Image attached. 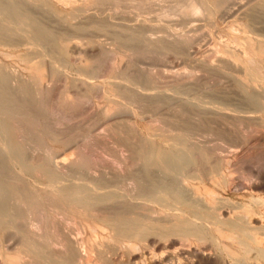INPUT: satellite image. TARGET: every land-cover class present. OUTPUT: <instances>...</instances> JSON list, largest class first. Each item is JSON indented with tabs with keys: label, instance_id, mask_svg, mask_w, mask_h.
<instances>
[{
	"label": "rangeland",
	"instance_id": "obj_1",
	"mask_svg": "<svg viewBox=\"0 0 264 264\" xmlns=\"http://www.w3.org/2000/svg\"><path fill=\"white\" fill-rule=\"evenodd\" d=\"M193 2L197 3L195 12L190 9ZM0 30V66L3 67L0 69L9 74L12 82H8V87L18 90L23 85L31 86L32 92H36L34 95L39 94L38 92L43 94L42 104L39 103L40 109L38 110V114L41 115L36 114L32 109L23 108L22 117L18 119L19 122L12 119L8 121L9 125L12 124L14 128H18L14 136L18 134V139L23 140L22 143L26 141L23 144L28 148V153L46 154L51 151L60 153L62 159L72 164L71 167L65 169V174L67 173L68 176L78 175V178L70 176L73 180L81 181L79 179L84 178L85 182H91L90 178H92L93 183L97 184V188L114 187L110 189H115L116 187L119 191L128 193L129 196L133 194L130 197L139 202H136L138 207L135 205V209L128 211L131 214L127 211L124 214L132 215L128 217L133 219L135 215L139 216L134 219V225L136 224L134 228L137 229L133 228L132 234L126 231L127 233L125 232L122 238L129 234H138L139 240L135 238L136 236H131L138 240V245L132 248L146 253L140 258L138 264H153V261L159 262L160 260L162 263L159 264L177 263L178 258L176 257L172 258L173 261L171 259L172 262L170 260L162 261L163 256L161 255H165L179 246H169L170 239L168 240V238L172 236L167 233L178 230V225L175 223L179 217L184 218L191 212H189L190 214L187 212L180 214L167 210V205L155 199L158 197L156 194L152 195L154 198L151 196L152 199H149L151 201H141L143 199L140 196L144 198L148 196L138 195L134 189V179L143 174L145 166L141 161L132 157L130 149L127 148L129 143L125 142L126 133L123 131L120 134L119 120H129L130 126H134H132L134 130H130L134 133L132 134L134 135L133 141L131 140L135 143L134 146L144 144V140H147L149 144L153 145L171 143V145H175L174 147H178L183 140L181 137H184V141L195 143L202 146L203 149L207 148L206 150H211V152L224 157L229 166L226 171L232 170V168L235 170L236 185L232 184L230 187L225 182H221L219 184L221 187L218 185L216 189L219 197L226 200L225 205L228 204L227 206L230 208L242 202L250 203L251 194L246 192L245 186L252 185L254 182H264V0H68L64 2L61 0H0ZM232 53L239 54L240 60L233 58ZM245 63H249L248 66L251 65L252 68L251 66L247 67ZM210 64L211 66H209ZM85 78H87L86 83L82 82ZM80 86L81 88H79ZM44 87L57 91L52 99L55 109L48 110L46 113L45 107L49 98ZM99 87L101 92L97 90ZM125 87L135 90V93L138 91L143 100L132 101L133 93L126 96L121 91ZM70 91L72 93L80 92L79 94L86 98L84 106L70 108L71 110L61 107L63 95ZM83 93L87 95L85 96ZM146 94L147 96H145ZM21 96L20 98H23V95ZM112 99H116L119 105L114 100L111 102ZM43 102L45 103L43 104ZM123 103H127L130 107L129 110L135 114L129 115V113L121 111L120 107L124 105ZM104 105L109 107L110 120L103 118L106 115L101 114L102 108H105ZM24 111L26 114L30 112L26 116ZM31 113L36 114V117H32L34 114ZM23 114L25 115L23 116ZM30 117L32 118L30 119ZM101 120L102 122H100ZM117 120L118 122H116ZM130 131L129 138L132 137ZM137 131L138 133H136ZM180 133L182 136L178 135ZM185 134L187 138L189 137L188 140ZM169 136L172 139H169ZM121 137H124V140ZM140 137L144 140H140ZM177 139H180V142ZM137 141L142 142L138 143ZM154 171L155 178L159 179L163 176L160 170ZM135 175L137 176L135 177ZM27 177L32 183H37L40 189L46 187L45 181L38 182L37 178L31 175ZM88 178L89 180H87ZM197 180L195 179V181ZM106 185L109 187L107 188ZM239 186L241 188H238ZM263 188L258 191L259 193L255 192L254 196L264 194ZM263 194L261 196H264ZM60 201L62 200L54 202V205L58 203V209L61 206L59 210L56 209L57 205L53 207V203L40 206L42 209L39 207L40 210L37 211L39 215L33 214L32 219H36V222L34 220L33 222L38 224L41 221L48 227L51 225L48 229L51 228L50 231L55 234L62 231L60 226L64 228L63 230L73 228L74 232L79 234L82 239L84 238L87 243L94 237L99 240L102 238L113 240L109 235V229L107 232V230L98 228L99 233H97L95 227L91 228L89 225L98 218L99 221H102L104 219L102 213L109 215L115 210L117 211L115 205L104 203V206L101 203L102 205L98 208L104 207L102 210L106 212L100 211L102 217L98 216L100 214L97 212L98 208H95L97 210L95 213L91 206H88L90 209L83 206L82 209L88 208L83 210L85 213L83 214L87 218L86 221L79 216H74L76 211L72 206H76L77 202L68 201L69 203H66L64 199L63 202ZM139 204L144 205L143 208L139 207ZM65 206L67 209L64 208ZM145 206H149L148 209ZM262 206H259L260 213L264 210ZM55 209L59 214H56ZM86 209L92 211L86 212ZM214 209H217V212ZM214 209L209 211L208 215L210 216H208L206 224L211 226L212 232L214 231L213 233L218 236L217 228L219 226L217 227L214 223L221 216L218 213L219 208ZM65 210H68L67 214H65ZM213 210L215 214L212 213ZM65 215L71 219L68 220ZM167 217L171 219L166 220ZM55 220L61 223L58 224ZM141 222L144 223V230H147L148 227L146 235L144 234L146 230L143 232V227H140L142 226ZM137 224H140L138 226L143 233H140ZM165 224L177 227L172 230L171 226L169 228L166 226L165 230L168 232L164 231L167 232L165 234L162 232ZM212 225L217 227L216 231ZM224 225L222 224V227ZM180 232L182 233V231ZM89 236L90 239H87ZM161 236L164 238L161 239ZM192 236L183 237V245L195 246L203 250L208 241L199 238L196 240L197 237ZM218 237L222 246L230 243L229 239H225L226 237L224 239L220 235ZM11 242L4 241V245ZM124 242L121 245L125 246L127 241ZM156 242L159 248L155 244ZM236 247L237 244H234V248ZM12 248L10 249L12 250ZM211 250L213 252L220 251L216 244L211 245ZM228 255L226 253L225 259L231 262L232 257ZM204 262L195 261V264H210Z\"/></svg>",
	"mask_w": 264,
	"mask_h": 264
},
{
	"label": "bare ground",
	"instance_id": "obj_2",
	"mask_svg": "<svg viewBox=\"0 0 264 264\" xmlns=\"http://www.w3.org/2000/svg\"><path fill=\"white\" fill-rule=\"evenodd\" d=\"M61 1L64 2V1H68V0H61ZM99 1H102V0H99ZM191 4L192 5H191L190 9L193 12H195L194 10L197 9V3L194 4V2H193ZM248 11H249V9H248ZM14 12H15V10H14ZM101 26H103V25H101ZM33 29H35V28H33ZM105 31H107V30H105ZM6 35H8V34L6 33ZM250 41L252 42V40H250ZM170 42H171V40H170ZM159 45H160V43H159ZM243 45H244V43H243ZM250 45H251V43H250ZM36 49H38V48H36ZM218 54H219V52H218ZM238 55H237V53H232L233 58H235L236 60L238 58ZM256 58H258V57H256ZM61 59H63V58H61ZM248 64H246L247 67H250L251 65L248 66ZM209 66H211V64ZM1 68H3V67H1ZM84 68H86V67H84ZM251 68H252V66H251ZM10 74L12 75V72ZM86 79L87 78H85V80H83L82 82L86 83L87 82ZM9 81H10L9 74L0 69V112H1L0 116H2L0 118V264H138L140 258L146 253L136 251L132 248V247L138 245V240H139L138 234H134V235H131V234H132V232H134L133 228L136 227V224L134 225V219H136L139 216L135 215V217L137 216L135 218L133 215L134 219L130 218L128 216H132V215H129L131 213H129L128 211L131 209H135L136 208L135 205L139 202L132 199L133 197H130L133 194H131L129 196L128 193L122 192L121 190L119 191V189H116V187H115V189H110V188H114V187L108 188L109 186L107 187V185H106V187L108 189L97 188L98 186H97V184L95 185L93 183L92 178H90L91 182H89V181L85 182L84 178L82 177L83 179H79V180H81V181L84 180V182H81L78 180L77 181L73 180L72 177H74L75 175H73V176L69 175L68 176V174L66 173L68 176V178H67L66 174H65V169L71 167L72 164L70 162H69L70 163L69 164V163H67V161L62 159V157H60L61 156L60 153H55L53 151L46 152V154L45 153L36 154V153H31V152L28 153V148L26 147V145L23 144L26 141H24L22 143L23 140L20 141L19 140L20 138L18 139V136H17L18 134L16 136H14L17 133L16 129H18V128H16V127L14 128V125H12V124H11L12 126L9 125L10 122L8 123V121L9 120L11 121V119L15 120V121L18 119H21L23 108H29V110L32 109L33 112L38 114V110L40 109L39 103H41V101L43 100L42 99L43 94L41 92H38L39 94L34 95L36 92L35 93H33L34 91L32 92V88L30 89L31 86L29 87V86L23 85L20 88H18L16 86V88H18V90L12 89V88L8 87ZM10 82H12V81H10ZM79 83H81V82H79ZM34 84H36V83H34ZM168 84H170V83H168ZM35 86H37V85H35ZM97 86H99V85H97ZM52 87L54 88L53 85H52ZM36 88H35V90H36ZM53 88H49V87L45 88L44 87V90L46 89L48 92V96L46 94L45 95L49 98L48 101L46 100L47 99L46 97H45L46 99L44 98L48 102L46 107H45V113L48 110L52 111V109L54 108L53 106H55V105H53L54 103H53L52 99L57 94L56 93L57 91H55ZM79 88H81V86ZM97 90L99 92L101 90L100 87ZM121 91L123 93H125L126 96L128 94L133 93L134 98L132 101H138V100L142 101L143 100V97L140 96L141 94L139 95L138 91H136V93H135V90L129 89L126 87L124 89H122ZM79 93L80 92H73L72 93L71 91L65 92V95H63V100L61 102V107H64L65 109H67V108L73 109V108H77V107L79 108L82 105L84 106L86 98L82 97ZM119 94L121 95V93H119ZM21 95H23V98H20V97H22ZM88 96H90V95H88ZM145 96H147V94ZM128 97H127V99H128ZM87 100H88V97H87ZM113 100L114 99H112L111 102ZM115 100H114V102H117V100L116 101ZM129 101L131 102V100H129ZM44 103L45 102H43V104ZM153 103H154V101H153ZM117 104L119 105L118 102H117ZM132 104H133V102H132ZM136 105H138V104H136ZM157 106H158V102H157ZM110 107H112V106H110ZM140 107H141V104H140ZM120 109L124 113H129V115H133L131 113H134L131 110H129L130 107L127 105V103L122 105L120 107ZM152 109H153V107H152ZM102 110H101L102 112L100 111L101 114L103 113V115L104 114L106 115L103 118H106V119L108 118L110 120L111 115H109V113H108L109 107L105 106V108L103 107ZM25 111H28V110L26 109ZM25 111H24V113H25ZM29 112H27V114ZM80 112H81V110H80ZM118 112H116V113H118ZM40 113H42V112H40ZM110 113H111V111H110ZM159 113H160V111H159ZM25 114H23V116ZM27 114H26V116H27ZM31 114L33 115L34 113H31ZM36 114H34L32 117H36L35 116ZM38 115H41V114H38ZM113 115H115V114H113ZM32 117H30V119ZM154 117H156V116H154ZM23 119H24V117H23ZM28 119H29V116H28ZM38 119H41V118H38ZM258 119H260V118H258ZM102 120L100 122H102ZM118 120L116 122H118ZM38 121L40 122V120H38ZM52 121H53V119H52ZM18 122H19V120H18ZM252 122L254 123V121H252ZM98 123H99V121H98ZM118 123H119L118 125L121 124L119 126L120 127L119 129L121 130L120 134L123 131L126 133L125 142L127 141L129 144H127V143H125V144L128 145L127 148L130 149V151L132 153V157H134L137 161H141V163H143V165L145 166L144 167L145 170L142 171L143 174L142 175L140 174L141 176L139 175L137 178L134 179V189L137 191L138 195L139 196L140 195L148 196L147 198L140 196V198L143 199L141 201H144V202L148 201L152 195L156 194V196L158 195V197H155V199H157L158 201H161L162 203L167 205V208H168L167 210H170L173 212L175 211V212L180 213V214L181 213L186 214L185 212L190 214L189 212H191L190 215H187L184 218H182L181 216L179 217L178 221L175 223L176 225H178V227L175 225H173L175 227H173L171 225H170L171 227L169 225L167 226V224L163 225L164 230L162 228V232L167 231V230H165L166 226L168 228L170 227L172 230H174L176 227L178 228V230H174L172 232L167 231L168 233L167 232H164V233L165 234L167 233V235L172 236L171 238H168V240L170 239L169 240L170 241L169 242L170 247H172V246L176 247V245H179L176 247L175 250H173L174 249L173 248L172 249L173 251H169V253H167V254L163 253L165 255H161V256H163L162 257L163 262L168 261V260L171 261V259L173 257H176V258H178L177 263H173L172 262L173 259L171 261L172 263L170 261L169 262L171 264H195V261H199V262L205 261V262H208L210 264H264V210L261 213L259 210L260 205H263L262 207H264V196H261L263 193L262 194L260 193L261 195H258L257 197L254 196L255 192L260 191L264 187V184H263L264 182H262V183L261 182H259V183L254 182V184L250 183L252 185L245 186L244 188H246L245 189L246 192L251 194V196H250L251 198L249 199L250 203L242 202V203H239V204L230 208L229 206H227L228 204L225 205L226 200H223L219 197L218 191L216 189L217 186L221 182L222 183L225 182V184H228L230 187H232V184L236 185L235 181H234V178H235L234 177L235 176L234 171L235 170L232 168V170L226 171V168H228L229 166L227 165V160L224 157L218 155V153L216 154V153L211 152V150L210 151L206 150L207 148L203 149L202 146H198L195 143H191L189 141L188 142L184 141L185 138L181 137L182 133L178 134V135H181L180 136L181 138H183V140L181 139L182 140L181 145L178 146L179 148L174 147L175 145H173V144L171 145V143L168 145L166 143L163 144V142H162L163 145L149 144L147 142V140L141 139L142 136L140 137V140H144V142H143L144 144L141 143V145H140L138 143L142 142V141H137L138 145L134 146L135 143L131 142V140L134 137V135H132V134H134V133H132L133 131H130V130H134L133 129L134 126L132 124L131 125L133 127L130 126L129 120H126V119L125 120L121 119V121L119 120ZM162 123H165V122L162 121ZM257 125H259V124H257ZM131 127H132V129H131ZM129 131L131 132V135H132V137L130 136L131 138H129ZM155 132H156V130H155ZM136 133H138V131ZM173 136H175V135H173ZM135 137H137V136H135ZM144 137H142V138H144ZM185 137L188 140L189 137L187 138L186 134H185ZM123 138L124 137H121V139H123ZM173 138H176V137H173ZM169 139H172V138L170 137ZM163 140H164V138H163ZM149 141H150V139H149ZM178 141L180 142V139ZM121 144H122V142H121ZM205 146H207V145H205ZM34 152H36V151H34ZM68 164H69V166H68ZM143 165L141 164L142 167H143ZM77 167H79V166H77ZM80 169H82V168H80ZM140 169H141V167H140ZM154 170H156V171L160 170L163 173V176L161 178L159 177V179L156 177L157 178L156 179L153 175V173L155 172ZM160 171H159V173H160ZM28 175L36 177L37 179L36 178L35 179L38 180V182H40L41 180L45 181L46 187L40 189L39 188L40 186H38L37 183H32L29 180V178L27 177ZM129 175H131V174H129ZM70 176H72V177H70ZM131 176L133 177V175H131ZM136 176L137 175H135V177ZM261 176H263V175H261ZM75 177L78 178V175ZM195 179L196 180L199 179V180L195 181ZM87 180H89V178ZM94 182L96 183V179L94 180ZM103 185H104V182H103ZM240 186H242V185H240ZM240 186L238 188H241ZM234 189H237V188H234ZM139 196H137V197H139ZM63 199L66 203L68 201H71L73 203L77 202L76 206H72V208H74V210L76 211L74 216H77V217L79 216L80 218L85 219V220L87 218L85 217V215H84L85 213L83 212V210H85V208H87L88 206H91L92 207L91 209L95 210V208H98V206H101L102 204L104 205V203H111L110 205H115L117 208V211L115 210V212L113 211L114 213H111L109 215H108V213L103 211L104 210L103 206H102L103 210L101 208H98L97 209L98 211L95 210V213H96V211L98 213L101 211V212L106 213L107 215H104L102 213V215H103V217H102L101 212H100V214L98 216L101 215V217L104 219L102 221H99V218H98V220L95 219V220H93V224L90 223V225H89L91 228L95 227V229H96L95 231L99 230L98 228H101L102 230H107V232L110 230L109 235H111V237L113 238L114 241L113 240L111 241L110 239L104 240L103 238H102V240H99V238L94 237L93 240L92 239L88 240L89 242L87 243L84 238L82 239V237H80L79 234L74 232L73 228L69 229V230H66L67 228H65V230H63L64 228L63 227L61 228V226H60L59 228H60V230L62 229V231L61 232L59 231V233L56 232L57 234H55V233H52V231H50L51 228L48 229L49 227H51V225L48 227L47 224L43 225V222H41V221L38 224H36L35 223L36 219L35 220L32 219V217H34L33 214L37 213L39 215V212H37V211L40 210V209H38L40 206L42 207L46 203H49V204L53 203L52 205H53V207H55L58 204L57 203L56 205H54L57 202V200H62L60 202H63ZM155 199H153V200H155ZM149 201H151V200H149ZM152 203H154V202H152ZM59 204H61V203H59ZM200 204H201V206H200ZM169 205H171V206H169ZM58 206L59 205H57L56 209H58ZM83 206H87V207L82 209ZM141 206L142 205H140L139 207H141ZM143 206H142V208H143ZM149 206H151V205L149 204ZM68 207H70V206H68ZM111 207H113V206H111ZM145 207L148 209L147 206H145ZM217 207L219 208L218 213L221 217L217 218L215 220L216 222L214 224H216L217 227L219 226L218 228L217 227L216 228L219 231L220 237L222 236L223 239H224V237H226L225 239H227V240L229 239L230 243L225 245V246L221 245V242H220L221 240L219 241L220 238L218 237L219 235L216 236L213 233L214 231L212 232L211 226L206 224V222L208 221L207 218H208V216H210V215H208L209 211L214 209V208H217ZM60 208H61V206L59 207V209ZM64 208H66V206ZM88 208L90 209V207H88ZM56 209H55V212H56ZM87 209H86V212L92 211V210L89 211ZM178 209H181V210H178ZM62 210H63V207H62ZM110 210H112V209H110ZM214 210H216V212H217V209H214ZM214 210H213V212L212 211L211 212L214 213ZM65 211H66V213L65 212H63V213L67 214L68 210H65ZM106 211H108V210H106ZM126 211L129 213L128 216L126 213H125L126 215L124 214V212H126ZM57 212H56V214H59V212L58 213ZM76 213H77V215H76ZM95 213H92V214H95ZM41 215H42V213H41ZM66 216L67 215H65V217ZM49 217H51V216L49 215ZM92 217H95V216H92ZM67 218H68V220L71 219V217H69V216H67ZM140 218H141V216H140ZM53 219H55V218H53ZM165 219L167 220V219H171V218L167 217ZM33 220L35 222H33ZM138 220H137V222L140 223V221H138ZM61 222H63V221L61 220ZM61 222H57V223L59 224ZM143 224L144 223L141 222L142 226H140V227L141 228L143 227L142 231L144 232L146 229L144 230ZM222 224L223 225L226 224V225H224L226 228L224 226L222 227ZM138 225H140V224H137V226ZM55 226H57V225H55ZM151 226H153V225H151ZM159 226H162V225H159ZM212 226H214V225H212ZM140 227L138 226L139 231L141 230ZM216 228L214 226L215 231H216ZM134 229H137V228H134ZM147 230H148V227H147ZM147 230L144 232V234L147 232ZM126 231L127 232L132 231L131 234L128 233L129 235H126L127 237L128 236H130V237H128V238L123 237L122 238V236L125 235ZM142 231H140V233ZM151 231H153V230H151ZM180 231H182V233ZM148 232H150V231H148ZM97 233H99V231H97ZM94 234H96V233H94ZM157 234H158V232H157ZM157 234H155V235L157 236ZM159 234L161 235V232ZM148 235H149V233H148ZM148 235H147V238L149 237ZM192 235H194V237L195 236L197 237L196 240L199 238V239H202V240L205 239L206 241H208L206 247L203 250L198 249L195 246L193 247V246H184L183 245V243H182L183 237H185V236L193 237ZM91 236H93V235H91ZM131 236L132 237L136 236L135 238H137V236H138V238H137L138 240L135 238H132ZM140 236H142V235L140 234ZM108 237H110V236H108ZM162 238H164V237L161 236V239ZM87 239H90V236ZM141 239H144V238H141ZM4 241H9V242L12 241V242L7 244V245H4ZM124 241H127L125 246H124V244L121 245V243H123ZM159 241L160 240H158V242ZM160 243H161V241H160ZM155 244L157 245L158 243L156 242ZM214 244H216L217 247L219 248V250H220L219 252H216V251L213 252L211 250V245H214ZM224 244H225V242H224ZM234 244H237L236 248H234ZM161 245H162V243H161ZM160 247H162V246H160ZM10 248H12V250ZM155 248H156V246H155ZM158 248H159V246H158ZM167 248H169V247H167ZM226 253H227V255L229 254L232 257L231 262H228V260L225 259L227 257ZM147 254H149V253H147ZM159 263H162L161 260L159 262L153 261V264H159Z\"/></svg>",
	"mask_w": 264,
	"mask_h": 264
}]
</instances>
